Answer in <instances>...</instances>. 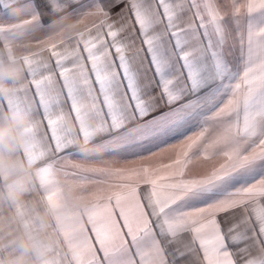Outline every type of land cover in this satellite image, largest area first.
Returning a JSON list of instances; mask_svg holds the SVG:
<instances>
[{"label":"snow or ice","instance_id":"1","mask_svg":"<svg viewBox=\"0 0 264 264\" xmlns=\"http://www.w3.org/2000/svg\"><path fill=\"white\" fill-rule=\"evenodd\" d=\"M17 3L30 19L0 25L9 54L30 47L20 43L30 34L49 35L24 54L30 78L0 97V117L38 113L24 149L38 166L34 192L55 199L56 173L71 167L90 174L80 182L95 200L81 225L95 243L63 254L66 264H264V0L232 3L247 57L242 74L223 54L225 14L213 0H0L4 15L19 19ZM74 17L98 22L72 32ZM65 92L78 128L63 108ZM205 109L215 110L169 162L129 168L106 159H150L152 146ZM81 137L99 143L71 152ZM194 148L223 162L188 176Z\"/></svg>","mask_w":264,"mask_h":264},{"label":"clouds","instance_id":"2","mask_svg":"<svg viewBox=\"0 0 264 264\" xmlns=\"http://www.w3.org/2000/svg\"><path fill=\"white\" fill-rule=\"evenodd\" d=\"M14 10L22 19L23 6L17 3ZM15 49L11 55L6 47L0 50V97L17 94L27 71L24 54ZM34 126L35 114L26 108L0 117V264H66L63 254L90 243L89 232L81 229L95 204L90 190L77 180H58L55 199L33 191L38 166L24 149ZM93 147L85 142L81 150Z\"/></svg>","mask_w":264,"mask_h":264},{"label":"crops","instance_id":"3","mask_svg":"<svg viewBox=\"0 0 264 264\" xmlns=\"http://www.w3.org/2000/svg\"><path fill=\"white\" fill-rule=\"evenodd\" d=\"M169 2H179V0H169ZM187 2L190 3V0H187ZM201 3H203V0H200ZM213 2L218 6V9L222 14H225V18L223 20L224 25L226 26V35H225V44L223 46V54L225 56V59L227 62L232 66L234 71L239 72L240 74L243 73L246 63V54H242V45H241V37L237 34V28L234 23V17L232 15V3L233 0H213ZM240 2H243V0H240ZM14 7V5H13ZM23 19H30V17L23 16L22 19H15L11 18L9 16L4 15V9L2 5H0V25L3 24H11V23H22ZM70 22L75 25L71 29L72 32H79L84 31L86 27L91 26L93 22H98L96 17H88L83 20V23L78 22L77 18H71ZM45 26L47 27L48 24H51L52 21L45 18ZM246 23V21H245ZM49 33L46 31H38L36 33L28 35L23 41H21V44H29L30 47H16V54H26L30 51H37L39 48V44L37 43L39 40H45L47 39ZM215 39V37H214ZM245 44L243 45V50L246 53V35L244 37ZM4 48L3 42L0 41V50ZM43 56L49 57V53L44 52L42 53ZM50 58V57H49ZM53 66H54V59L52 60ZM29 74L26 71L24 75V79H29ZM57 83H61L60 78L57 74L56 76ZM32 95L35 98V90L34 87L32 88ZM228 99V95L225 94L222 97V100L226 102ZM36 105L37 108H39V102L38 98H36ZM222 106V104H221ZM63 108L65 111L70 113L71 123L74 128H78V122L75 119L74 113L71 112V102L70 99L67 98L66 92L64 93V103ZM215 109H205L203 116L200 117L199 120L192 122L189 125H186L185 127L181 128L179 132L170 137L168 139V142L165 144H162L160 146H154V148L151 147L152 152L157 153L155 156H151L150 159H145L146 163L142 164H158V163H167L170 161V159L175 158L176 152L178 148L182 145H186V143L190 142V137H195L201 130L203 126V121L211 117L212 112ZM5 111L7 112V108H5ZM37 115L38 113H34ZM83 138L80 139V144L78 147H74L70 149L71 152L75 153L79 149H81V146L84 145ZM99 143L97 139H94L89 142L90 146H94L95 144ZM202 144L204 141L201 142ZM143 156H149L150 154L142 153ZM190 159L187 167L186 174L188 176H202L210 173L213 168L218 167L220 163H222V158H213V159H207L202 152V150L197 154V149H192L190 152ZM132 157V156H131ZM108 158V157H107ZM106 158V159H107ZM72 162L75 163H81V164H88L92 161L85 160L84 158L73 155L71 157ZM131 160V159H130ZM134 162H137L140 160L139 158L132 159ZM132 161V163H134ZM144 161V160H143ZM96 163H101L100 161H95ZM138 163V162H137ZM139 165V164H136ZM136 165H133L131 167H134ZM58 168H61V165L57 166ZM117 167H123V164L117 166ZM77 170L71 167H64L62 170L58 171L56 173V179L57 180H77L81 181L82 177L84 175H90L85 173H79V174H72L75 173ZM89 189H91L93 186L89 185ZM146 186H141V190ZM89 236L93 240V243H95L94 233L91 232L90 226H89ZM98 248V245H97Z\"/></svg>","mask_w":264,"mask_h":264},{"label":"rangeland","instance_id":"4","mask_svg":"<svg viewBox=\"0 0 264 264\" xmlns=\"http://www.w3.org/2000/svg\"><path fill=\"white\" fill-rule=\"evenodd\" d=\"M160 146V145H159ZM152 148H154V146H152ZM145 154H147L148 152H144ZM143 155V154H142ZM134 158H136V156H128V157H126V158H112V157H108L107 159L109 160V161H112V160H115L116 161V163H115V166H119V165H121V164H123V167H131V166H133V165H136V164H142V162L143 163H146V160H138L137 162H134L132 159H134ZM131 159V160H130ZM132 161L134 162V163H132Z\"/></svg>","mask_w":264,"mask_h":264}]
</instances>
